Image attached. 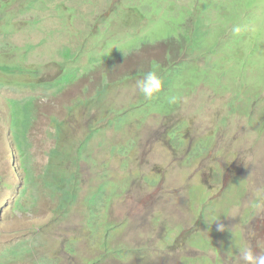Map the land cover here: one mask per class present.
Returning <instances> with one entry per match:
<instances>
[{
    "label": "rangeland",
    "instance_id": "1",
    "mask_svg": "<svg viewBox=\"0 0 264 264\" xmlns=\"http://www.w3.org/2000/svg\"><path fill=\"white\" fill-rule=\"evenodd\" d=\"M232 232L264 241V0H0V264H242Z\"/></svg>",
    "mask_w": 264,
    "mask_h": 264
},
{
    "label": "clouds",
    "instance_id": "2",
    "mask_svg": "<svg viewBox=\"0 0 264 264\" xmlns=\"http://www.w3.org/2000/svg\"><path fill=\"white\" fill-rule=\"evenodd\" d=\"M240 31L241 28L239 26L233 27L234 33L238 34ZM162 86V79L156 72L153 71L145 73L144 76L136 82V87L146 98H152L155 94L159 93L162 89ZM217 230L224 231V225H218ZM232 235L233 246L236 250V256L242 261V264H264V241H262L261 239H256L254 247L251 241H245L239 236L234 235L233 232ZM251 235L253 238H256L257 230L252 229ZM226 254L230 255L231 253L229 252Z\"/></svg>",
    "mask_w": 264,
    "mask_h": 264
},
{
    "label": "trees",
    "instance_id": "3",
    "mask_svg": "<svg viewBox=\"0 0 264 264\" xmlns=\"http://www.w3.org/2000/svg\"><path fill=\"white\" fill-rule=\"evenodd\" d=\"M258 1V0H257ZM222 21H223V17H222ZM225 30L227 31V32H229V31H231V23H227V26H226V28H225ZM138 76L137 75H135V76H132L131 78L133 79H135V78H137ZM130 77L129 78H127V79H131ZM136 81V80H135ZM85 143H86V141H85ZM51 154H50V160H49V169L50 168H52V167H54V165H58V162H57V160H59V161H63L64 162V160L65 159H67L68 157H67V155L66 154H63V153H60V152H58V150L56 149V148H54L53 150H51V152H50ZM68 155H70L69 157H71V155L72 154H69V152H68ZM63 159V160H62ZM63 162H59L60 163V165L63 163ZM64 171H66V169L64 168L63 169ZM67 171H69L68 169H67ZM78 177L79 176H74V180H77L78 181ZM56 181H57V183H59V186L61 187H70L71 186V184L69 183V180H70V178H69V176L68 175H66V176H63V177H59V178H54ZM62 191H69L68 189H65V190H61V192ZM77 199V193H75V200Z\"/></svg>",
    "mask_w": 264,
    "mask_h": 264
}]
</instances>
